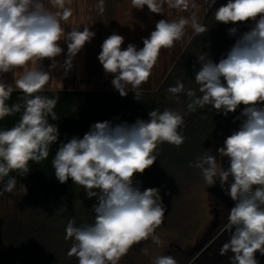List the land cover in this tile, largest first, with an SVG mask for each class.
Instances as JSON below:
<instances>
[{"label": "clouds", "instance_id": "9594fccd", "mask_svg": "<svg viewBox=\"0 0 264 264\" xmlns=\"http://www.w3.org/2000/svg\"><path fill=\"white\" fill-rule=\"evenodd\" d=\"M205 3L211 8L215 0ZM70 4L71 0H47L49 7L45 0H0V74L11 72L14 77L12 84L0 79V120L21 113L18 123L0 130V195L11 193L16 186L10 172L26 175L29 161L46 160L50 146L58 140V128L49 122V117L58 118L53 111L58 98L39 93L53 78L51 70L62 69L68 75L76 55L95 36L86 24L82 31L78 24L70 31L64 29L61 21L73 15ZM131 4L140 10L146 5L155 14L161 13L164 4L178 11L196 8L193 0H131ZM96 8L102 15L105 0H98ZM215 20L225 24L253 21V26L237 38L219 63L207 53L197 57L201 67L195 82L202 95L177 80L168 88L169 98L186 94L191 113L211 105L227 116L245 106L236 117H243L239 129L217 149L219 156L228 159L229 167L223 168L207 151L190 166L200 170L208 186L217 180L222 188L227 185L225 194L235 202L223 229L228 239L219 255L231 251L230 264H258L256 253L264 255V0H228L216 9ZM189 24L196 35L209 30L193 12L190 18L159 20L139 50L131 43L122 50L124 37L115 33L103 41L98 60L105 73L113 75L111 83L122 97L127 96L125 89L130 84L139 100V88L151 76L161 49H170L181 40ZM228 31L235 36L238 29ZM61 41L67 43L62 64L55 59L64 52ZM45 59L51 61L49 70L43 67ZM16 90L23 93V102L9 105ZM148 116L149 120L137 119L131 125L97 122L83 138L61 143L52 159L61 184L71 179L84 187L87 198H96L93 223L76 226L70 219L66 225L65 239L73 241L68 255L76 256L78 264H119L133 245L150 238L160 243L156 229L166 211L160 191H141L134 185V177L154 164L159 144L179 147L184 143L179 132L184 115L165 108L162 112L154 109ZM152 264L178 262L170 255H159Z\"/></svg>", "mask_w": 264, "mask_h": 264}, {"label": "trees", "instance_id": "16d2710c", "mask_svg": "<svg viewBox=\"0 0 264 264\" xmlns=\"http://www.w3.org/2000/svg\"><path fill=\"white\" fill-rule=\"evenodd\" d=\"M227 2L215 0L201 21L209 29L208 32L193 34L161 85L156 89L139 88V100L135 98L133 88L126 90L128 94L123 97L116 89L42 90L39 93L48 98H58L53 109L58 118L52 120L49 117V122L57 126L59 136L50 146L46 160L40 163L29 161V173L24 176L16 171L9 173L17 183L34 189L30 190L26 201L32 206L27 222L14 219L0 229V264H47L50 261L48 249L52 245L70 250L73 241L65 239L66 225L70 219L75 220L76 226L93 223L95 214L92 209L96 198H87L84 187L74 184L71 179L64 184L56 179L52 159L60 144L73 137L83 138L97 122L110 121L113 126L125 122L131 125L137 119L149 120L148 113L154 109L162 112L169 108L168 88L175 86L177 80L186 88L195 79L201 67L198 56L207 53L211 60L219 63L237 38L253 26V21L236 24L217 22L215 11ZM232 27L238 29L235 36L229 34L228 30ZM181 94L187 113L179 129L185 137L184 143L179 147L167 142L159 144L157 160L142 174L135 175V186L161 180L173 167L187 165L208 141L219 138L227 131L239 129L243 120V117L236 119L242 112L239 108L227 116L211 105L191 113L187 109L189 100L186 94ZM22 97L23 93L16 90L7 103H22ZM20 117L21 113L6 116L0 120V130L13 127Z\"/></svg>", "mask_w": 264, "mask_h": 264}, {"label": "rangeland", "instance_id": "374dc122", "mask_svg": "<svg viewBox=\"0 0 264 264\" xmlns=\"http://www.w3.org/2000/svg\"><path fill=\"white\" fill-rule=\"evenodd\" d=\"M196 8H189L187 11L169 9L164 4L160 14L150 12L145 5L143 10L134 9L131 0H105V11L101 15L97 10V16L88 18L89 30L95 33L93 39L85 44V48L93 49V53L99 55L103 41L113 33L124 37L122 50L128 44H133L139 50L143 47V39L150 37V33L155 30L156 23L161 19L169 21L178 20L181 16L190 18L195 12L201 22L206 13L207 4L205 0H193ZM94 8L98 0L93 1ZM83 30V26L80 29ZM194 30L191 25L185 28L184 37L176 41L170 49H161L158 61L152 69V74L146 83H142L140 88H158L174 63L188 44ZM97 76L94 79H87L86 87L96 89H115L111 83L114 78L112 74H106L104 69L95 70ZM87 83V82H86ZM72 87V84H66ZM82 85V84H81ZM66 87V86H65ZM132 89L129 84L125 90ZM186 89H192L198 96L202 95L199 85L193 79ZM172 96L171 93L168 95ZM169 108L184 115L187 118L185 101L183 95L178 94V98L173 97L168 100ZM244 105L238 108L242 111ZM232 131H227L217 139L208 141L203 149L199 150L196 157L182 167H173L168 175L159 181L139 185L141 191L147 188H157L160 191L163 205L166 209L163 223L156 229V235L160 238V243H154L151 238L133 245L127 255L123 256L119 264H152L159 255H166L173 246L179 245L183 249L194 246L199 238L203 236L210 222L213 220V194L214 189L219 185V180L208 186L199 169L191 167L197 156L203 155L206 151L209 155L217 157L222 167L227 169L229 161L225 157L219 156L217 149L224 146V140L231 135ZM7 180V178H5ZM34 188L26 184L16 182V186L11 193L0 195V229L5 227L9 221L23 219L30 214L32 206L26 203L30 190ZM67 248L51 246L48 249L50 261L47 264H78L76 256H69Z\"/></svg>", "mask_w": 264, "mask_h": 264}, {"label": "crops", "instance_id": "0c3cea01", "mask_svg": "<svg viewBox=\"0 0 264 264\" xmlns=\"http://www.w3.org/2000/svg\"><path fill=\"white\" fill-rule=\"evenodd\" d=\"M93 1L96 0H71V4L67 5L72 9L73 15L69 18L68 21H61L62 26L66 31H70L71 27L74 25H88V20L91 17L97 16V9L93 6L95 3ZM47 5V0H45ZM51 7V5H47ZM55 11V9H52ZM60 46L64 49V52L56 57L55 59L59 63H63L66 59L67 54V43L64 41L60 42ZM93 49L83 47L81 51L76 55L73 60V68L68 72V75L65 76L62 69L51 70L52 79L45 85L43 90H87L92 89L90 87H86L84 84L93 83L90 81L88 83L87 79H94L97 76L95 70L103 69V66L100 64L98 60V55L96 52L93 53ZM51 61L45 59L43 61V67L45 70H49V65ZM0 79L4 80L6 83L12 84L14 83L13 73H4L0 74ZM87 82V83H86ZM66 84H72V87H69ZM82 84V85H81ZM66 86V87H65Z\"/></svg>", "mask_w": 264, "mask_h": 264}, {"label": "flooded vegetation", "instance_id": "af4514ba", "mask_svg": "<svg viewBox=\"0 0 264 264\" xmlns=\"http://www.w3.org/2000/svg\"><path fill=\"white\" fill-rule=\"evenodd\" d=\"M231 181L230 177L229 183ZM226 188L227 185L222 188L219 183L214 189V217L197 243L187 249H183L179 245L173 246V249L166 255L175 258L178 264H230L229 257L233 255L231 251L225 256L219 255L220 247L228 239V234L223 229L228 221L229 211L235 204L231 197L225 194Z\"/></svg>", "mask_w": 264, "mask_h": 264}, {"label": "water", "instance_id": "95a60500", "mask_svg": "<svg viewBox=\"0 0 264 264\" xmlns=\"http://www.w3.org/2000/svg\"><path fill=\"white\" fill-rule=\"evenodd\" d=\"M256 259L258 261V264H264V255H261L259 252H257Z\"/></svg>", "mask_w": 264, "mask_h": 264}]
</instances>
